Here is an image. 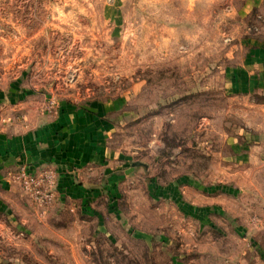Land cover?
<instances>
[{"label":"rangeland","instance_id":"obj_1","mask_svg":"<svg viewBox=\"0 0 264 264\" xmlns=\"http://www.w3.org/2000/svg\"><path fill=\"white\" fill-rule=\"evenodd\" d=\"M263 54L264 0H0V93L99 113L120 167L21 191L0 264H264Z\"/></svg>","mask_w":264,"mask_h":264},{"label":"crops","instance_id":"obj_2","mask_svg":"<svg viewBox=\"0 0 264 264\" xmlns=\"http://www.w3.org/2000/svg\"><path fill=\"white\" fill-rule=\"evenodd\" d=\"M258 64L250 74H257L254 78L261 80L253 82L264 91V60ZM20 110L21 119H11V112ZM110 132L111 124L86 108L62 103L53 113L42 111L38 91L15 80L0 93V211L10 214L24 204L20 187L11 178L22 168L28 172L54 168L58 200L64 203L87 200L98 172L110 182L117 179L120 167L114 169L116 157L107 146Z\"/></svg>","mask_w":264,"mask_h":264},{"label":"built area","instance_id":"obj_3","mask_svg":"<svg viewBox=\"0 0 264 264\" xmlns=\"http://www.w3.org/2000/svg\"><path fill=\"white\" fill-rule=\"evenodd\" d=\"M52 107L53 103H51ZM11 178L30 200L39 205L49 204L54 198L57 176L52 167H45L37 172H28L22 168Z\"/></svg>","mask_w":264,"mask_h":264}]
</instances>
